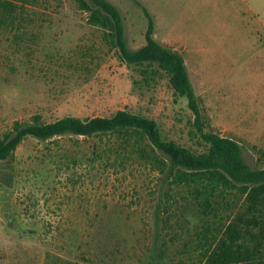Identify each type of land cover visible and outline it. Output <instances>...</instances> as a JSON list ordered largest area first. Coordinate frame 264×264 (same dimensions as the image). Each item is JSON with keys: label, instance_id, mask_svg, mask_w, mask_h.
<instances>
[{"label": "rangeland", "instance_id": "rangeland-1", "mask_svg": "<svg viewBox=\"0 0 264 264\" xmlns=\"http://www.w3.org/2000/svg\"><path fill=\"white\" fill-rule=\"evenodd\" d=\"M107 1L130 50L144 41L142 7L150 12L153 37L184 57L204 129L264 167V0ZM88 17L76 0H0V136L14 120L127 109L205 151L170 74L125 62L110 30ZM164 163L131 129L25 137L0 159V264H202L206 238L245 193L211 197L201 181L166 178Z\"/></svg>", "mask_w": 264, "mask_h": 264}, {"label": "trees", "instance_id": "trees-1", "mask_svg": "<svg viewBox=\"0 0 264 264\" xmlns=\"http://www.w3.org/2000/svg\"><path fill=\"white\" fill-rule=\"evenodd\" d=\"M81 8L89 10L88 22L110 30L120 56L127 63H156L167 71L168 82L174 96H185L194 114L193 122L207 149L194 152L173 139L161 135L158 122L149 116L127 109H118L111 115L80 117L64 115L52 121H41L34 116L29 121L14 120L9 130L0 136V159H6L27 136L48 139L55 135L72 133L90 136L99 132L135 130L165 158L166 178L174 183L191 181L214 196L220 191L238 189L245 193L244 200L225 222L216 236L206 238L202 264H264V167H251L245 162L240 144L219 132L205 130L201 112L182 54L156 40L152 33L153 17L143 6L146 17L143 43L133 50L124 39L122 17L118 9L107 0H76ZM211 207L208 198L203 201Z\"/></svg>", "mask_w": 264, "mask_h": 264}]
</instances>
